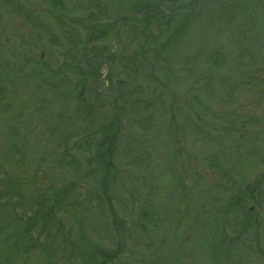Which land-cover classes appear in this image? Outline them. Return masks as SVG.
Returning <instances> with one entry per match:
<instances>
[{
	"label": "rangeland",
	"instance_id": "374dc122",
	"mask_svg": "<svg viewBox=\"0 0 264 264\" xmlns=\"http://www.w3.org/2000/svg\"><path fill=\"white\" fill-rule=\"evenodd\" d=\"M145 2L160 4L164 21L174 22L157 43L159 50H153L156 54L148 38L159 37L160 16L148 30L134 20L139 16L135 9ZM62 3L70 8V20L62 18L64 31L51 0H0V57L4 52L13 63L5 70L16 71L0 82L6 93L0 102V255H11L3 252L4 236L15 232L8 223L14 219L8 216V202L19 203L13 210L17 215L43 195L62 200L64 212L57 219L73 245L63 250L53 243L54 264H65L69 251L74 258L70 264H86L80 253L84 239L111 250L118 237L125 251L113 264H264V0ZM89 11L103 17L98 23L102 37L92 47L107 51L112 60L101 67L92 87L87 82L86 90L95 87L111 105L116 97L130 101V108L151 104L140 113L143 119L125 107L115 143L114 173L120 184L110 191L112 211L94 203V154L78 151L72 143L67 152L61 142L65 133H74L75 140L86 134L74 114L80 75L67 67L73 60L65 53L73 48L67 38L77 33L75 39L87 40ZM84 47L77 52L78 68L86 72ZM24 58L28 68L20 73ZM4 61L0 58V73ZM126 63L138 66L137 75L145 73L142 95ZM150 63H156L153 71ZM44 65L52 69L44 80L31 75ZM248 79L250 94L241 92L246 86L234 88ZM44 81L48 88L40 87ZM158 101L163 114L158 103L154 107ZM113 106L124 112L120 100ZM95 113L106 120L115 117L108 102L97 104ZM175 127L180 130L176 137ZM259 181L260 193L253 199L244 195L239 207L226 212L237 193H250ZM69 188L70 194L65 193ZM244 212L253 213L246 221L259 227L249 240L237 242ZM229 246L237 248L228 253ZM174 253L177 261L169 258ZM28 263L44 264L33 258Z\"/></svg>",
	"mask_w": 264,
	"mask_h": 264
},
{
	"label": "trees",
	"instance_id": "16d2710c",
	"mask_svg": "<svg viewBox=\"0 0 264 264\" xmlns=\"http://www.w3.org/2000/svg\"><path fill=\"white\" fill-rule=\"evenodd\" d=\"M52 5L60 12V18H58L57 24L59 28L64 31V23L62 21V18L66 21L68 16L70 15V8L65 7L62 3V0H51ZM189 5H192L190 3ZM160 4L153 5L150 2H146L140 4L136 9H135V15L139 16H134V20H136L138 23H143L144 28L148 30L149 28L152 27V21L155 19L156 16L160 19V22L158 23V33H160L159 37L158 36H152V38H148V44L151 46V50L153 51L154 49L159 50L157 47V43L162 40V36L166 34V32H170V29L172 27V24L174 23L171 20L164 21V13L159 9ZM183 6H180L179 10H182ZM175 9H172L169 12L174 11ZM178 10V11H179ZM139 11V13L137 12ZM141 14L144 16L142 20H140ZM162 15L164 17H162ZM103 17L98 16V14H94L89 11V13L86 16V21L87 23L86 29H87V35L85 41H82L80 39H75L77 33L75 34L74 37H72V40L67 41L69 44L73 46L72 49L67 50L65 55L71 57L70 59L73 60V64H68V68L70 70H73L75 74L80 75V84L76 87V89H80L77 92V95L75 97L76 101V107L74 110V114L80 118V122L82 123V127L86 134L80 138L75 140V134L74 133H65L62 138V146L63 149H65L67 152H72L69 151V146L72 143L74 147L78 151L86 152L90 155L95 156V160H97L95 163L96 165L95 170L91 174V177L96 178L94 180V187H95V193L94 197L96 200L94 201L95 204L100 206L101 204L106 207V209H109L112 211V198L110 197V191L112 188L115 186H119V181L117 180L118 178V173H114L117 171V168L114 166L116 159V154H117V149L115 143L118 142L119 137H120V131L122 130L121 122L124 117H126V111L125 107L130 108V101H128L125 98L121 97H116L113 100V103L111 105L109 99L107 98L103 99L100 98L99 91L95 87L92 89H87L86 90V84L87 82H91V87L93 84L99 79L100 74L99 70L103 65L106 63L111 62L112 56L108 54V52H104L103 49H99L92 47V44L94 42H97L101 37V31L98 28V23L100 20H102ZM162 21V22H161ZM67 23V22H65ZM177 23H181L180 21H177ZM185 24H188L185 22ZM107 27V26H106ZM183 28H184V22H183ZM106 31L105 33L107 34L108 30L105 28ZM183 30V29H182ZM172 31V30H171ZM141 32V31H140ZM82 39V38H81ZM80 43V45L75 49L77 44ZM171 44L170 41H167V46ZM81 44H84L85 47L83 49V52L85 53L84 56H82V59L84 60V64L87 66V70L79 69L78 66L82 63L81 59L78 57V50L81 47ZM164 50L165 45L162 47ZM73 50V51H72ZM76 50V51H74ZM76 53V54H71V53ZM155 53V51H153ZM156 54V53H155ZM23 57L22 55H20ZM143 58L147 59L145 55H142ZM1 59H4L6 61L2 62L1 67L3 68L2 73H0V82L5 80H8L7 77H10L13 73H16L15 70H10L9 71L5 70L6 67L13 65V63L9 62L7 57H5L4 52L0 57ZM77 59V60H75ZM24 63L22 65V68L18 71L20 73L26 71L28 68L29 64V59L24 58L22 60ZM130 63V62H129ZM126 63V67L132 74L136 76V78L133 79V82H136V86L139 87L138 93L142 95L144 88H142V81H144L145 78V73L142 74L140 73L137 75V69L138 66H133V64ZM148 63V62H147ZM154 64L156 63H150L151 66H153L152 71L154 70ZM47 65H44V70L39 71L36 70L35 72L33 71L31 73L37 75L39 79H43L46 75L49 74V67L47 68ZM133 67V68H132ZM52 69H50L51 72ZM9 73V74H7ZM141 77V78H139ZM44 80V79H43ZM110 78L107 79L109 81ZM259 82V81H258ZM113 82H110L112 84ZM239 86H246L247 88L243 89L241 92L242 93H249V89H251V80H245L240 83H237L234 88H237ZM42 88H48V83L44 81V84L40 86ZM257 87H262L260 83L257 84ZM84 90L86 91L87 95H84ZM80 91H82L80 94H78ZM147 92V91H146ZM135 96L137 95V92L133 93ZM6 97V93H4L3 90L0 91V102ZM98 99V100H97ZM117 100H120L122 102L123 107L122 109L124 112L122 113L119 108L113 106L117 102ZM98 101V102H96ZM105 102L109 103V106L112 108V111L115 112V116L111 120H106L104 117H100L98 114L95 113L97 111V104L102 105ZM143 106L140 107H131L130 110L133 112L131 113L132 117L133 115H137L136 119H143V115L140 113L143 111H147L150 107L151 104L149 102H145ZM158 103V109L161 114L162 108L161 104L163 103L162 101L155 102ZM23 105L21 109H24ZM134 110H137L134 111ZM157 108H155V111ZM120 111V112H119ZM74 115V116H75ZM124 115V117H123ZM152 113H149V116H151ZM123 117V118H122ZM61 121L63 124L68 123V119L66 117H61ZM11 137L16 138V133L14 135H11ZM12 138V139H13ZM14 138V139H15ZM25 140V139H24ZM114 144V145H113ZM20 146L23 148L25 144H20ZM112 146V147H110ZM15 147V144H12V148ZM17 148V147H16ZM85 157V155L83 154ZM89 156V155H88ZM145 156V155H144ZM208 164V163H207ZM214 165V164H213ZM212 165V166H213ZM146 168H147V163H146ZM34 178V177H32ZM6 180V179H5ZM4 181L0 180V183ZM260 181L255 182V189H250V193L242 191V193H237L236 194V200L234 202H231L227 205L226 207V212L231 211L233 208L239 207L244 201V195L251 197V199L254 198V195L257 192L260 191ZM75 184L72 185L74 187ZM11 189H15V186L11 185ZM9 191V189H7ZM56 195H58L59 190H55ZM70 188L66 190L65 193L70 194ZM60 195V194H59ZM1 196V194H0ZM64 196V194L61 195V198ZM36 199H39L37 201H33L32 208H30L29 211H24L22 209V214H14L13 210L14 208L19 204L18 202H8V206L11 207L8 216L12 215L14 216L13 220L8 221V223H13L14 228H12L13 231L10 234H6L4 237V241L7 240L6 243V248L3 250V252L10 253L11 255L6 256L3 254L0 255V264H30L28 261L33 258L41 263L44 264H54V261L51 259L53 256V259L55 257V251L51 248L53 243H56L58 246V249H63L67 250L68 247H73V245L70 246V236L67 230H65V227L63 226L61 220H58L57 217L62 215L64 212L62 209V200H59V198L56 196L52 200L44 197L43 195L37 197ZM257 199V198H256ZM259 200H262L261 195L259 197ZM262 207V206H260ZM65 214V213H64ZM142 214H145L143 212ZM253 213H243L244 220L241 221V225H239V235L236 239L237 242L243 240L246 242L249 240L248 235L253 233V231H257L259 227L258 225L255 226L254 224H249L246 220H250L253 217ZM257 220V219H256ZM261 220V218H260ZM126 222V221H125ZM125 222L122 224L123 227L125 228ZM54 224H57L54 226ZM142 230L144 229L142 225ZM2 231V230H1ZM0 231V234L2 233ZM201 233V230L200 232ZM252 235V234H251ZM84 234H82V237ZM58 237H61L62 240H59ZM75 246V245H74ZM219 247V246H218ZM217 248V246L215 247ZM214 248V249H215ZM236 249L237 246H229L225 250L230 253L232 249ZM62 250V251H63ZM80 253L86 257V264H113L115 261L120 260L122 257V254L125 251V244L123 240L118 237V240L115 241V246L111 250H107L106 248L96 244L95 242H90L89 239H84V243L81 245ZM176 253V252H175ZM170 255L169 258L173 261V256L175 258V261L178 260L177 254ZM72 252L69 251V254H67L63 259L65 261V264H70V261L73 260L71 256ZM264 258V255H262ZM59 264V263H58Z\"/></svg>",
	"mask_w": 264,
	"mask_h": 264
},
{
	"label": "flooded vegetation",
	"instance_id": "af4514ba",
	"mask_svg": "<svg viewBox=\"0 0 264 264\" xmlns=\"http://www.w3.org/2000/svg\"><path fill=\"white\" fill-rule=\"evenodd\" d=\"M179 133H180L179 128L178 127H175L174 136L176 137ZM177 143H178V141H177Z\"/></svg>",
	"mask_w": 264,
	"mask_h": 264
}]
</instances>
